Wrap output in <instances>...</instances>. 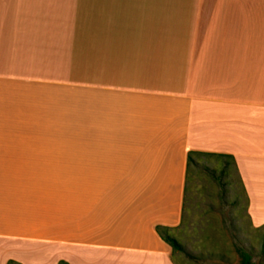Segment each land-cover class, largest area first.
<instances>
[{"label":"crops","instance_id":"1","mask_svg":"<svg viewBox=\"0 0 264 264\" xmlns=\"http://www.w3.org/2000/svg\"><path fill=\"white\" fill-rule=\"evenodd\" d=\"M188 152L264 229V0H0V264H175Z\"/></svg>","mask_w":264,"mask_h":264},{"label":"rangeland","instance_id":"2","mask_svg":"<svg viewBox=\"0 0 264 264\" xmlns=\"http://www.w3.org/2000/svg\"><path fill=\"white\" fill-rule=\"evenodd\" d=\"M201 163L216 167L214 159ZM193 192L183 226L174 234L188 254L176 252V264H240L239 250L251 252L254 264H264V229L250 228L245 199L235 171L223 187L206 172L192 176Z\"/></svg>","mask_w":264,"mask_h":264},{"label":"trees","instance_id":"3","mask_svg":"<svg viewBox=\"0 0 264 264\" xmlns=\"http://www.w3.org/2000/svg\"><path fill=\"white\" fill-rule=\"evenodd\" d=\"M214 159L217 161L218 166L210 167L201 163V159ZM204 171L207 175L212 178V180L217 181V184L221 187L228 184V178L230 176L231 171L236 172L235 162L231 156L221 155V154H211V153H200V152H188L187 161H186V171H185V183H184V195L182 201V214H181V223L178 229H169L156 227V233L160 237V239L166 243L172 250V258L174 263V254L176 252L183 253L187 258L193 260L194 256L188 254L184 247L178 242L175 238V233L179 230L181 226H183L185 222L186 215L189 211V204L192 199L193 192V178L192 176L196 174V172ZM238 177V175H237ZM239 181V178H238ZM240 183V181H239ZM241 190L243 192L242 185L240 183ZM240 257V264H254L252 259L253 255L251 252H246L244 250L238 251ZM7 264H16L13 261H8ZM58 264H66L64 262H60Z\"/></svg>","mask_w":264,"mask_h":264}]
</instances>
